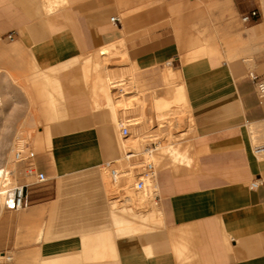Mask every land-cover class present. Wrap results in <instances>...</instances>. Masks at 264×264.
Here are the masks:
<instances>
[{"label": "crops", "instance_id": "obj_1", "mask_svg": "<svg viewBox=\"0 0 264 264\" xmlns=\"http://www.w3.org/2000/svg\"><path fill=\"white\" fill-rule=\"evenodd\" d=\"M146 5L0 0V48L3 37L14 33L11 44L26 50L28 75L43 79L28 95L18 90L16 99L8 97L5 108L45 110L53 92V108L72 110L43 135L50 149L37 154V163L49 179L41 199L28 207L27 243L18 242L13 225L6 228L7 218L1 220L0 250L26 264H264V154L254 153L264 147V96L248 76L251 70L264 74V51L229 61L211 55L219 49L198 46L189 56L185 49L196 39L185 22L173 20L176 39L153 22L162 11ZM121 12L128 13L124 21ZM118 52H130L142 90L160 80L178 82L170 96L145 100L152 101L148 113L174 103L180 89L193 116L194 133L178 149L182 161L167 158L158 172V204L131 192L128 182L104 179V163L118 158L125 140L122 134L118 139L114 120H120L119 110L133 108L122 100L126 105L117 109L107 82L103 61L109 56L103 55ZM50 78L57 79L53 87ZM255 179L261 184L252 189Z\"/></svg>", "mask_w": 264, "mask_h": 264}, {"label": "rangeland", "instance_id": "obj_2", "mask_svg": "<svg viewBox=\"0 0 264 264\" xmlns=\"http://www.w3.org/2000/svg\"><path fill=\"white\" fill-rule=\"evenodd\" d=\"M146 7L148 10L162 11V15L157 14L153 22L163 24L165 26L164 33H171L176 39L173 20L179 18L185 22V31L188 35L195 34L196 39L195 45L188 46L185 49L189 56L194 53L195 47L198 46L199 50L205 47L208 52L219 49L211 55L229 61L241 58L253 59L257 53L264 51V0H196L194 3L191 0H147ZM254 8L260 10L259 18L253 22L244 23L241 20V16ZM132 13L134 12L132 11ZM120 16L124 21L128 13L121 12ZM205 21L209 24L208 28L204 26ZM259 23L263 24L260 27L256 26L253 29H249ZM195 26L200 28H194ZM259 28L261 29L259 30ZM12 34L14 38V33ZM11 43L12 39L7 38L6 35L3 37L0 48V166L11 172L9 176L13 184L29 183L27 190L30 206L35 199H41L44 183H35L34 178L25 175L23 165L14 159V151L16 148L24 146L31 147L37 154L49 150V140L44 139L43 135L48 130H54V122L69 118L72 110L53 108V106L58 105L57 99H54L55 94L53 92L49 94L50 102L47 103L51 107L45 110L32 108L25 112V109L18 107L5 108V100L8 97L11 96L16 99L15 92L18 90H21L24 95H28L32 88L39 86L37 82L43 80L42 78L34 77L32 74L28 75L26 71L28 63L26 50ZM124 47L126 48L127 46L124 44ZM116 54L103 55L109 56L103 61L109 74L107 82L110 91L115 93L114 101L122 99L133 107L123 110L121 108L126 104H120L121 106L117 107V109L121 110H119V115H117L120 120H114L116 126H118L116 127L118 128V130L116 129V135L119 139L122 126L127 125L130 128V134L126 138L136 137L141 141L140 147L137 149L139 156L131 161L133 163L139 162L145 156L143 154L145 148L154 149L153 159L157 165L158 172H160L167 158L171 157L174 161L177 159L175 162L182 161L178 158L180 155H178L177 151L182 140L191 137L194 133L192 113L188 104L183 102L172 103L171 107L160 108L156 110V113L151 109V113H148V106H152V101L148 105L145 100L151 95L170 96L169 92L177 86L178 82L166 85L160 80L157 82L156 88H151L148 90L149 92L144 91L138 83V76L141 71L138 66L134 67L137 64L133 62L130 52L125 56L122 52ZM6 57H15V59L3 60ZM18 58H21V60ZM75 63L73 62L71 65ZM168 67L169 65L165 64L160 70L163 72ZM75 79L76 77L71 78V80ZM84 79L86 80V77ZM46 81L47 85L51 87H53L54 83H57L55 78H50ZM41 83L43 85V81ZM14 106H17V104ZM92 111L94 110H88V112ZM24 112L26 113L25 116L19 114ZM157 112L159 116L155 118ZM135 118L140 122L131 124ZM120 123H122L121 127ZM127 139L124 141L120 139L122 148L117 155L118 158L115 159L117 166L124 167L127 165L123 157L126 150L132 149L131 147H125ZM173 148L174 150H171ZM111 158H108V160H111ZM103 173L106 183L110 184L113 179L104 167ZM134 181V178L124 180L131 186V192L134 191L132 189ZM2 203H0L2 212L0 227H2V218H7L6 228H11L13 225L18 242L26 244L28 240L26 215L29 206L19 210H7ZM12 217L13 220H11ZM3 255H11L13 259L9 261ZM13 261L26 264V260H19L16 253L0 250V264H8Z\"/></svg>", "mask_w": 264, "mask_h": 264}, {"label": "built area", "instance_id": "obj_3", "mask_svg": "<svg viewBox=\"0 0 264 264\" xmlns=\"http://www.w3.org/2000/svg\"><path fill=\"white\" fill-rule=\"evenodd\" d=\"M174 1V0H168ZM260 16V10L258 8L251 9L241 16V20L244 23H250L255 21ZM111 21L120 23L121 18L113 16ZM7 38L13 39V34H7ZM249 79L255 86L257 93L260 96H264V74L251 70L248 73ZM121 134L123 137H127L130 134V128L125 125L122 126ZM154 149L145 148L144 157L139 162L131 161L135 157L139 156V152L125 151L123 157L126 161V166H117L115 161L108 160L104 163V168L108 170L112 179L116 181L130 180L134 178L133 189L139 192L145 200L152 201L158 204L160 200V185L158 179L157 165L153 159ZM254 153L257 155L264 154V147H257L254 149ZM147 157V158H146ZM14 159L16 162L23 165V170L26 176L34 178L35 183H45L48 181V175L42 171L37 163V152L31 147H19L14 151ZM261 184L260 179H255L250 183L252 189H257ZM29 183L14 184L6 189V195L4 200V207L7 210H19L28 207L30 204L28 187ZM9 191V193H8Z\"/></svg>", "mask_w": 264, "mask_h": 264}, {"label": "bare ground", "instance_id": "obj_4", "mask_svg": "<svg viewBox=\"0 0 264 264\" xmlns=\"http://www.w3.org/2000/svg\"><path fill=\"white\" fill-rule=\"evenodd\" d=\"M117 46V45H116ZM115 47V46H114ZM106 48H108V47H106ZM108 49H110V48H108ZM117 49V48H116ZM107 50V49H106ZM108 51V50H107ZM112 51V50H111ZM105 54V53H104ZM112 55V54H111ZM115 55H117V54H115ZM104 90V89H103ZM110 93V92H109ZM114 94V93H113ZM105 95V94H104ZM111 96V95H110ZM177 96V97H176ZM175 97L177 98V99H175L174 98V103H181V102H183V103H186V99H185V97H184V95H183V92L180 90V89H178V91H177V95H176ZM112 97V96H111ZM107 101H109V102H111V98H109ZM167 102H169V101H167ZM163 104L162 105H158L157 106V109H160V108H165V107H171L172 106V103H168V104H164V103H166V102H162ZM123 105V101H122V99L121 100H118V101H116V103H115V107H118V106H121V105ZM187 104V103H186ZM185 104V105H186ZM174 105V104H173ZM154 109V108H153ZM114 110H116V109H114ZM113 114V113H112ZM122 126V123H120V127ZM123 137V136H122ZM124 139H127L126 137H123ZM124 141V140H123ZM128 141V142H127ZM126 143H125V147L127 148V147H131L132 149H129L130 151H134V152H139L137 149H138V147H140V144H141V141H140V139H138V138H136V137H129V139H127L126 141H125ZM143 143V142H142ZM170 148V147H169ZM176 148V147H175ZM171 150H174V148L173 149H171ZM176 152V151H175ZM178 152V154L180 155L181 153L179 152V150L177 151ZM171 153V152H170ZM172 155V154H171ZM175 155H176V158H177V154L175 153ZM175 155H174V157H175ZM179 157V156H178ZM181 157V156H180ZM171 158V157H170ZM180 159V158H179ZM177 160V159H176ZM175 160V161H176ZM10 171H8L6 168H1V166H0V203H2V201H3V206H4V200H5V195H6V189L8 188V187H10V186H12V185H14L12 182H11V180H10ZM5 177H7V178H5ZM7 180V182H5ZM8 193H9V191H8ZM141 197V196H140ZM139 197V198H140ZM146 201V200H145ZM136 202V201H135ZM143 202V201H142ZM136 204V203H135ZM152 211V210H151ZM127 213H128V211H127ZM0 214H1V210H0ZM0 217H1V215H0ZM124 217V216H123ZM127 217V216H126ZM149 218V217H148ZM152 218V217H151ZM154 218V217H153ZM133 222V221H132Z\"/></svg>", "mask_w": 264, "mask_h": 264}]
</instances>
